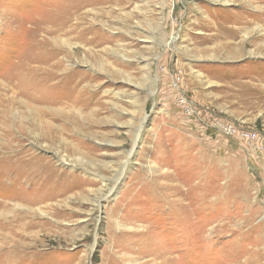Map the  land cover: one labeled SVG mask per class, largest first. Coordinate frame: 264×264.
<instances>
[{
    "label": "rangeland",
    "instance_id": "374dc122",
    "mask_svg": "<svg viewBox=\"0 0 264 264\" xmlns=\"http://www.w3.org/2000/svg\"><path fill=\"white\" fill-rule=\"evenodd\" d=\"M2 146L0 264H264V0H0Z\"/></svg>",
    "mask_w": 264,
    "mask_h": 264
},
{
    "label": "bare ground",
    "instance_id": "6f19581e",
    "mask_svg": "<svg viewBox=\"0 0 264 264\" xmlns=\"http://www.w3.org/2000/svg\"><path fill=\"white\" fill-rule=\"evenodd\" d=\"M55 66V65H54ZM56 67H58L59 69L63 68V65L61 63H57ZM55 67V68H56ZM64 70V69H63ZM61 70V71H63ZM66 70V69H65ZM47 71V70H46ZM51 72V71H50ZM54 72V71H53ZM49 73V72H42V73H36L34 72V75L32 77L27 76V74H23L21 77V82H18L19 88L21 89V92H23L24 95L28 96L31 99H37L39 96L38 94H41V91L43 90L44 86L51 80L55 79V75L57 76V79H63L65 77H68L70 74V72H66V73H62V74H58L56 72L55 73ZM26 76V78H25ZM66 79V78H65ZM60 81V80H59ZM58 81V83H59ZM40 84V85H39ZM86 87V86H85ZM82 90V89H80ZM88 91V90H87ZM81 93V92H80ZM84 93V92H83ZM42 95H40L41 97ZM9 134V133H8ZM7 135V134H6ZM6 146V145H5ZM10 147V146H8ZM8 147H4L2 146L0 148V160H2V162L6 161L7 162V168L8 169H3V171L5 172H9L10 168H13L11 164H14V160H18L20 161L22 158V152H18L15 150H7ZM13 148V147H12ZM64 160V159H63ZM27 163V161H25ZM23 163V162H21ZM5 164V163H4ZM21 165V164H19ZM6 166V165H4ZM16 166V165H15ZM18 173V172H17ZM20 173V172H19ZM30 186V183H29Z\"/></svg>",
    "mask_w": 264,
    "mask_h": 264
},
{
    "label": "built area",
    "instance_id": "2783aa9c",
    "mask_svg": "<svg viewBox=\"0 0 264 264\" xmlns=\"http://www.w3.org/2000/svg\"><path fill=\"white\" fill-rule=\"evenodd\" d=\"M245 135L250 136V137H256V133H245Z\"/></svg>",
    "mask_w": 264,
    "mask_h": 264
}]
</instances>
